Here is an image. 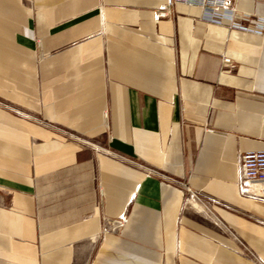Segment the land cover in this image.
<instances>
[{
	"label": "crops",
	"instance_id": "0c3cea01",
	"mask_svg": "<svg viewBox=\"0 0 264 264\" xmlns=\"http://www.w3.org/2000/svg\"><path fill=\"white\" fill-rule=\"evenodd\" d=\"M164 1L0 0V264L264 263V35Z\"/></svg>",
	"mask_w": 264,
	"mask_h": 264
},
{
	"label": "built area",
	"instance_id": "2783aa9c",
	"mask_svg": "<svg viewBox=\"0 0 264 264\" xmlns=\"http://www.w3.org/2000/svg\"><path fill=\"white\" fill-rule=\"evenodd\" d=\"M255 1L264 3V0ZM175 2L201 6L205 10H208L210 13L209 20L212 22L226 24L241 31L264 35V17H252L247 12H236L233 6L234 0H165L161 4L156 16H167L170 6ZM225 9L227 10L226 15L223 13ZM39 123L44 124L42 121H39ZM63 133L73 136L70 132L63 131ZM74 138L77 137L75 136ZM176 183L178 182L176 181ZM179 185L184 187L182 183ZM184 188L191 195H194L189 188ZM236 188L239 195L256 202L264 203V148L242 152L239 155ZM124 221L125 216L123 214L113 219H107V227L103 231L120 233ZM254 259L259 264H264L260 258L254 256Z\"/></svg>",
	"mask_w": 264,
	"mask_h": 264
}]
</instances>
